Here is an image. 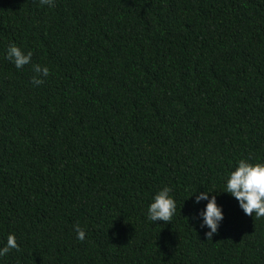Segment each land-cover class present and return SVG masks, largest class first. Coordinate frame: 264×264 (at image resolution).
<instances>
[{
  "label": "trees",
  "instance_id": "16d2710c",
  "mask_svg": "<svg viewBox=\"0 0 264 264\" xmlns=\"http://www.w3.org/2000/svg\"><path fill=\"white\" fill-rule=\"evenodd\" d=\"M245 158L264 163V0H0V248L20 245L0 264H264V218L225 191ZM165 186L176 213L150 221Z\"/></svg>",
  "mask_w": 264,
  "mask_h": 264
},
{
  "label": "clouds",
  "instance_id": "9594fccd",
  "mask_svg": "<svg viewBox=\"0 0 264 264\" xmlns=\"http://www.w3.org/2000/svg\"><path fill=\"white\" fill-rule=\"evenodd\" d=\"M41 5L54 6V0H40ZM33 52L31 50L25 52L16 44H11L7 51V58L14 62L17 69L23 68L32 61ZM33 71L36 73L32 78L34 85L44 83L43 77L50 74V69L47 66L39 64L33 65ZM234 196L244 210L245 214L253 215L254 219L264 218V163H252L249 159H240L238 167L231 172L227 180L226 190ZM215 191H204L196 195V203L201 200H208L206 209L200 215L203 217L201 227L207 226L210 231L206 233L207 240H212L213 234L217 232L219 222L224 218V213L217 203L216 195H212L208 199L209 193ZM177 204L173 198L172 189L163 187L154 196L153 202L148 208V219L153 222L163 221L165 224L172 222L173 216L176 213ZM77 239L84 241L86 232L79 224L75 225ZM15 249L20 251V245L17 242L16 235L9 234L6 245L0 248V257Z\"/></svg>",
  "mask_w": 264,
  "mask_h": 264
}]
</instances>
